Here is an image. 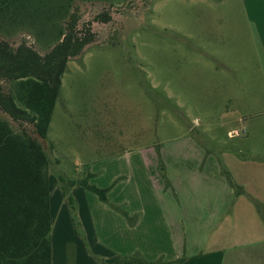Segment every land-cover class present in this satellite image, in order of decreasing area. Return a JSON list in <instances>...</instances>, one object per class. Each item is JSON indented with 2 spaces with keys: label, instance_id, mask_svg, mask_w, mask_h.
<instances>
[{
  "label": "rangeland",
  "instance_id": "374dc122",
  "mask_svg": "<svg viewBox=\"0 0 264 264\" xmlns=\"http://www.w3.org/2000/svg\"><path fill=\"white\" fill-rule=\"evenodd\" d=\"M128 1L109 10L110 23L93 24L96 42L69 62L63 78L45 142L52 161L53 264L117 263L85 239L79 209L74 216L63 197L61 175L79 180L114 156L157 146L171 151L181 141L184 150L193 142L220 157L239 198L250 195L238 177L254 186L257 172L264 173V52L246 0H134L126 8ZM109 3L82 9L81 23ZM25 38L41 51L21 32L8 39L16 48ZM0 119L11 121L2 111ZM103 178L92 184L100 188ZM250 201V208L239 202L237 213L254 227L264 221V205Z\"/></svg>",
  "mask_w": 264,
  "mask_h": 264
},
{
  "label": "crops",
  "instance_id": "0c3cea01",
  "mask_svg": "<svg viewBox=\"0 0 264 264\" xmlns=\"http://www.w3.org/2000/svg\"><path fill=\"white\" fill-rule=\"evenodd\" d=\"M246 6L264 52V0L252 5L246 0ZM181 142L172 144L171 151L161 148L169 186L154 150L114 156L89 169L91 185L102 176L106 183L101 189L116 182L108 199L122 212L76 187L85 239L94 242L101 258L109 256L116 264H134L124 259L136 255L151 264H264L263 219L249 227L237 213L243 212L239 202L241 207L252 206L250 199L264 205V173L257 172L254 186L240 175L239 185L250 196L239 198L222 175L220 157L193 142L184 150Z\"/></svg>",
  "mask_w": 264,
  "mask_h": 264
},
{
  "label": "trees",
  "instance_id": "16d2710c",
  "mask_svg": "<svg viewBox=\"0 0 264 264\" xmlns=\"http://www.w3.org/2000/svg\"><path fill=\"white\" fill-rule=\"evenodd\" d=\"M118 1L127 0H0V111L11 120L0 119V264H53L52 161L45 142L69 62L96 42L93 24L110 23L109 12ZM103 2H110V7L82 24V9ZM133 3L129 0L126 8ZM18 32L33 38L43 52L29 46L26 38L14 48L8 38ZM156 151L161 176L169 186L161 147ZM87 170L79 180L59 176L63 197L74 216L76 187L110 204L108 194L115 185L107 189L91 185L94 176ZM222 175L236 195H242L223 166ZM259 211L264 218V211ZM124 261L151 264L139 255Z\"/></svg>",
  "mask_w": 264,
  "mask_h": 264
},
{
  "label": "built area",
  "instance_id": "2783aa9c",
  "mask_svg": "<svg viewBox=\"0 0 264 264\" xmlns=\"http://www.w3.org/2000/svg\"><path fill=\"white\" fill-rule=\"evenodd\" d=\"M233 135H234V136H238V135H239V133H238V132H235Z\"/></svg>",
  "mask_w": 264,
  "mask_h": 264
}]
</instances>
